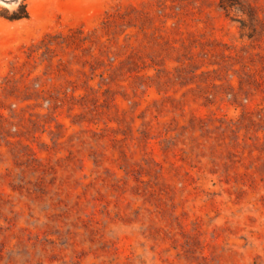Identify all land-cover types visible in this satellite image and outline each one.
<instances>
[{"label":"rangeland","instance_id":"rangeland-1","mask_svg":"<svg viewBox=\"0 0 264 264\" xmlns=\"http://www.w3.org/2000/svg\"><path fill=\"white\" fill-rule=\"evenodd\" d=\"M0 264H264V0H0Z\"/></svg>","mask_w":264,"mask_h":264}]
</instances>
